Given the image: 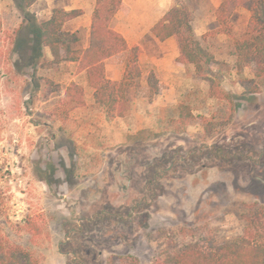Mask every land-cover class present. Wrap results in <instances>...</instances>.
I'll use <instances>...</instances> for the list:
<instances>
[{
    "label": "rangeland",
    "instance_id": "1",
    "mask_svg": "<svg viewBox=\"0 0 264 264\" xmlns=\"http://www.w3.org/2000/svg\"><path fill=\"white\" fill-rule=\"evenodd\" d=\"M39 2L1 0L0 232L38 264H155L191 242L242 237L241 214L264 204V75L234 66L246 19L235 14L202 43L215 89L177 63L175 77L156 74L159 91L148 98L153 69L143 61V89L124 116L107 118L88 89L82 105L66 96L80 71L52 63L30 29L63 3ZM182 2L193 29L217 28L195 17L207 2ZM79 35L83 45L85 28ZM240 77L254 78L255 92ZM179 102L196 116L185 127Z\"/></svg>",
    "mask_w": 264,
    "mask_h": 264
},
{
    "label": "trees",
    "instance_id": "2",
    "mask_svg": "<svg viewBox=\"0 0 264 264\" xmlns=\"http://www.w3.org/2000/svg\"><path fill=\"white\" fill-rule=\"evenodd\" d=\"M32 1L26 0V3ZM121 2L95 0L86 47L82 46L77 32L63 28L65 22L82 13L80 9L55 7L48 19L31 23L30 26L39 46L48 47L52 63L74 62L77 70H85L88 85L93 89L94 102L103 108L107 118L124 116L132 99L143 89L138 47L128 49L125 38L112 26ZM240 7L247 9L250 16L241 36L233 39L234 66L239 74L244 68H249L254 77H261L264 75V0H221L216 9L217 28L199 36L193 30L187 9L173 5L150 30L159 40L172 36L179 51L176 62L193 65L195 76L207 81L212 90L216 88L211 69L214 59L202 43L207 35L227 31L230 16ZM27 21L30 22L29 19ZM126 51L128 54L122 77L119 80L107 79L105 59ZM239 82L246 94L255 92L254 78L240 77ZM146 90L148 98L159 91L157 77L152 71L147 76ZM65 94L75 104H83V88L76 82L68 84ZM176 110V121L182 127L196 118L185 102H179ZM240 217L245 222V231L238 240L220 241L208 247L191 242L167 253L155 264H264V204L251 205ZM24 226L31 230L27 221ZM0 264H38V258L0 232Z\"/></svg>",
    "mask_w": 264,
    "mask_h": 264
},
{
    "label": "crops",
    "instance_id": "3",
    "mask_svg": "<svg viewBox=\"0 0 264 264\" xmlns=\"http://www.w3.org/2000/svg\"><path fill=\"white\" fill-rule=\"evenodd\" d=\"M42 3L44 0H37ZM63 4L60 6L66 10L80 9L82 13L75 18L65 22L63 28L70 32H77L85 28V43L83 47L87 46L89 27L91 22V14L94 8L95 0H59ZM209 5L202 14L195 17L216 19V9L221 0H204ZM183 3L182 0H122L121 6L115 13L112 26L113 29L122 34L125 38L128 49L136 46L139 50L138 63L147 62L155 76L157 73L165 75V77H175L181 67L177 65L176 58L179 55L178 47L175 39L170 36L164 40H159L151 32V27L173 6ZM54 8V7H52ZM49 14L41 20L44 21L50 17ZM241 15L245 18V27L250 16V12L245 8H236L231 17L234 15ZM38 15H41L38 12ZM2 5L0 0V18H2ZM26 17V13L23 14ZM73 22L72 28H67L68 22ZM200 22L193 29L196 34H203L207 32V28ZM218 26V25H217ZM245 29V28H244ZM48 48V47H47ZM47 57L52 58L49 49H45ZM128 51L114 54L105 59V76L110 80H119L126 67V57ZM51 56V57H50ZM74 63V62H71ZM141 68V67H140ZM151 72V71H149ZM148 72V74H149ZM147 74V76H148ZM81 77H71L70 80L80 85L83 90H89L93 96V89L89 87L85 70L79 72ZM142 77V73H141ZM147 83V79H146ZM158 94V93H157ZM156 95V94H155Z\"/></svg>",
    "mask_w": 264,
    "mask_h": 264
}]
</instances>
